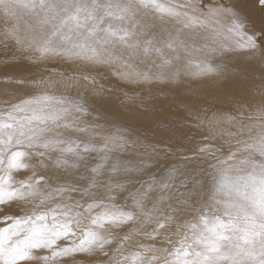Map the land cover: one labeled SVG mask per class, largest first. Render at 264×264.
<instances>
[{
  "label": "snow or ice",
  "instance_id": "1",
  "mask_svg": "<svg viewBox=\"0 0 264 264\" xmlns=\"http://www.w3.org/2000/svg\"><path fill=\"white\" fill-rule=\"evenodd\" d=\"M0 46L49 69L0 101V264H264V23L237 0H0ZM256 65L259 101L179 105L202 137L186 150L95 108L122 92L145 115Z\"/></svg>",
  "mask_w": 264,
  "mask_h": 264
},
{
  "label": "rangeland",
  "instance_id": "2",
  "mask_svg": "<svg viewBox=\"0 0 264 264\" xmlns=\"http://www.w3.org/2000/svg\"><path fill=\"white\" fill-rule=\"evenodd\" d=\"M237 3L241 11L248 16L250 26L259 28L264 23V11L259 8L256 0H237ZM14 55L18 54L11 48L5 49L0 46V101L11 98L18 87L14 82L17 78L29 80L33 74L49 70L45 67L20 65L13 59ZM247 71L251 74L247 80L243 76L219 83L212 79H204L191 85L181 84L173 87L166 98L160 95L152 101L154 111L145 115H130L126 112L121 106L122 92L105 97L103 101L95 104V108L100 113L114 117L119 123L127 125L142 136H147L158 146L180 143L186 150L199 143L202 137L193 126L196 122L195 117H188L179 105L183 103L190 106L193 112L208 111L211 114L213 111L235 112L236 100L259 101L260 97L255 95V90L262 83L260 67L256 65L248 68ZM68 94L75 96L77 93L73 89ZM127 155L134 157L136 150L130 149ZM175 162L171 158L167 160L161 158V167Z\"/></svg>",
  "mask_w": 264,
  "mask_h": 264
}]
</instances>
